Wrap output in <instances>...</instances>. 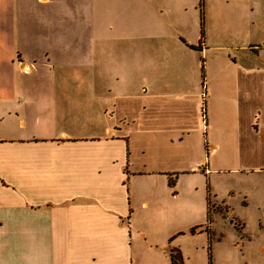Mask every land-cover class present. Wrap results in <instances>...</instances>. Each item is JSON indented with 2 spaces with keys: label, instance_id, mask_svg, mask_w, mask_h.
I'll list each match as a JSON object with an SVG mask.
<instances>
[{
  "label": "crops",
  "instance_id": "obj_1",
  "mask_svg": "<svg viewBox=\"0 0 264 264\" xmlns=\"http://www.w3.org/2000/svg\"><path fill=\"white\" fill-rule=\"evenodd\" d=\"M213 1L202 38L171 0H0V264H137L139 183L177 173L237 182L192 234L211 264L218 217L264 264V0Z\"/></svg>",
  "mask_w": 264,
  "mask_h": 264
},
{
  "label": "rangeland",
  "instance_id": "obj_2",
  "mask_svg": "<svg viewBox=\"0 0 264 264\" xmlns=\"http://www.w3.org/2000/svg\"><path fill=\"white\" fill-rule=\"evenodd\" d=\"M171 2H179L182 8L186 6L188 9V20L194 16L199 17L201 25L203 16L204 35L206 34V17V21L208 20L209 22V35L211 36V10L215 1L209 0L208 2H204L203 8H201L200 0H171ZM188 32H192V30ZM193 37L195 38L193 34L188 36L189 39H193ZM222 40L227 41L224 38ZM231 53H235V51H231ZM214 54L211 50L208 53L212 63L223 64L228 62V53L224 51L217 52L216 57ZM230 56L234 57L235 55L230 54ZM175 175L173 189L169 187L168 182L163 183V185L156 183L154 184V188H152L153 194L151 198L144 195L145 191H142L144 185L139 183L140 194L142 193V197H144L141 198L140 203L142 201L149 202L151 209L143 211L139 207L132 215L134 218V241H136L137 264H171V250L168 243L173 238L172 234L177 232H179L177 235L180 236H177L175 243L188 258L186 264H210L209 246L206 247V235L193 236L191 229L208 222V193H210L212 198L209 205L210 211L213 212L214 209H217V212L223 214L225 217L223 206L217 204V202L215 204V198L213 199V197L217 195L222 197L228 191L237 189V182L234 178H231L232 176L223 174L183 176L177 173ZM176 193L177 197L175 198L173 195ZM176 206H180L183 212L182 218L178 223L175 222L173 214L177 209ZM225 220L222 217H218L212 222L217 232L222 233L225 239L217 247V259L216 261L214 260V264H236V258H228V250L232 247L235 233L230 222ZM142 234H146V238L141 236Z\"/></svg>",
  "mask_w": 264,
  "mask_h": 264
},
{
  "label": "trees",
  "instance_id": "obj_3",
  "mask_svg": "<svg viewBox=\"0 0 264 264\" xmlns=\"http://www.w3.org/2000/svg\"><path fill=\"white\" fill-rule=\"evenodd\" d=\"M200 2H201V8H203L204 7V2H205V0H200ZM203 14V13H202ZM203 16H202V19H201V37L203 38L204 37V31H203ZM176 175H172V176H169V184L171 185V186H174V184H175V182H174V177H175ZM211 196H210V193H208V197H207V203H208V212H207V217H208V219L210 220V218H211V213H212V211H210V209H209V205H210V202H211V198H210ZM198 228H193V229H191V233L192 234H195L196 233V230H197ZM170 257H171V263L172 264H182L181 262H179L178 260H179V252H175L174 250H172L171 251V255H170ZM210 258V257H209ZM210 264H211V262H210Z\"/></svg>",
  "mask_w": 264,
  "mask_h": 264
}]
</instances>
